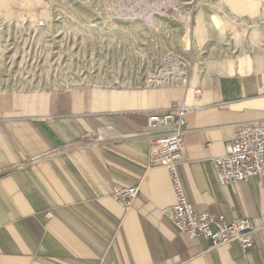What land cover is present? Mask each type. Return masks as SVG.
Listing matches in <instances>:
<instances>
[{"label": "crops", "instance_id": "obj_1", "mask_svg": "<svg viewBox=\"0 0 264 264\" xmlns=\"http://www.w3.org/2000/svg\"><path fill=\"white\" fill-rule=\"evenodd\" d=\"M226 1L245 14L244 53L183 90L0 91V264H264V174L222 186L214 166L245 124L264 120V6L253 21V0ZM205 29L200 14L199 40ZM185 105L188 199L199 212L252 220L254 250L213 248L163 214L177 198L169 170L149 166L143 133L151 114ZM89 133L100 142H83ZM118 186L139 188L131 208L111 198Z\"/></svg>", "mask_w": 264, "mask_h": 264}, {"label": "rangeland", "instance_id": "obj_2", "mask_svg": "<svg viewBox=\"0 0 264 264\" xmlns=\"http://www.w3.org/2000/svg\"><path fill=\"white\" fill-rule=\"evenodd\" d=\"M253 1L258 13L247 15L256 21L264 0ZM244 15L226 0H0V90L180 91L244 53Z\"/></svg>", "mask_w": 264, "mask_h": 264}, {"label": "built area", "instance_id": "obj_3", "mask_svg": "<svg viewBox=\"0 0 264 264\" xmlns=\"http://www.w3.org/2000/svg\"><path fill=\"white\" fill-rule=\"evenodd\" d=\"M112 18L107 16L105 22H110ZM46 26L47 23L44 21L35 22L36 29H43ZM155 79V76L150 77L148 83L151 86L148 87L156 83ZM113 84L121 85L118 80ZM79 87L83 85L71 84L47 90L72 91ZM200 93V90H196L197 95ZM192 111L193 108L185 105L155 112L148 117L143 133L150 146L149 166L169 170L177 198V203L165 209L163 214L172 221L179 232L191 238L209 240L213 248L238 243L244 252L254 250L257 228L252 220L245 218L229 221L225 216L199 212L188 199L180 166L184 160V142L188 133L187 116ZM82 141L93 145L100 142V136L89 133L82 136ZM214 166L222 186L248 182L264 174V120L245 124L235 139L228 144L227 153L214 160ZM139 191L138 187L118 186L111 192V198L129 209L139 196Z\"/></svg>", "mask_w": 264, "mask_h": 264}]
</instances>
